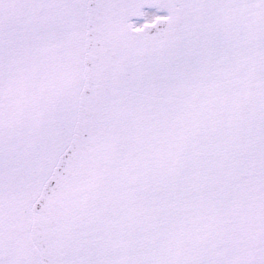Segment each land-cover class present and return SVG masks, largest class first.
Returning a JSON list of instances; mask_svg holds the SVG:
<instances>
[{"label":"snow or ice","instance_id":"obj_1","mask_svg":"<svg viewBox=\"0 0 264 264\" xmlns=\"http://www.w3.org/2000/svg\"><path fill=\"white\" fill-rule=\"evenodd\" d=\"M0 264H264V0H0Z\"/></svg>","mask_w":264,"mask_h":264}]
</instances>
